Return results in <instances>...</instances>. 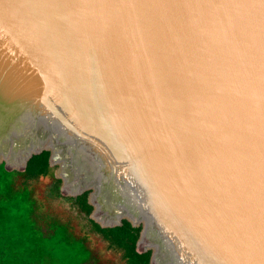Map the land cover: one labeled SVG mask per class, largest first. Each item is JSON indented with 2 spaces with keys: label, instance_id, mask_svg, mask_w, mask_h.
<instances>
[{
  "label": "water",
  "instance_id": "95a60500",
  "mask_svg": "<svg viewBox=\"0 0 264 264\" xmlns=\"http://www.w3.org/2000/svg\"><path fill=\"white\" fill-rule=\"evenodd\" d=\"M43 149L151 264H264V0H0V163Z\"/></svg>",
  "mask_w": 264,
  "mask_h": 264
},
{
  "label": "trees",
  "instance_id": "16d2710c",
  "mask_svg": "<svg viewBox=\"0 0 264 264\" xmlns=\"http://www.w3.org/2000/svg\"><path fill=\"white\" fill-rule=\"evenodd\" d=\"M49 157L46 149L34 153L23 171H9L0 163V264H97L90 260L93 254L86 244L90 235L99 237L107 251L118 253L121 264H151L152 250L137 249L142 225L133 226L123 219L120 225L101 226L90 217V190L63 196L62 179L55 175L57 165L51 164ZM50 172V196L67 200L81 222L82 234H75L70 223L39 212L31 185Z\"/></svg>",
  "mask_w": 264,
  "mask_h": 264
},
{
  "label": "rangeland",
  "instance_id": "374dc122",
  "mask_svg": "<svg viewBox=\"0 0 264 264\" xmlns=\"http://www.w3.org/2000/svg\"><path fill=\"white\" fill-rule=\"evenodd\" d=\"M52 177V172H50L47 178H40L31 185L32 195L37 201L39 212H41L42 216L50 215L52 220L55 219L61 223H70L71 229L75 234H82V230L80 229L81 222L79 218H77L76 212L69 208V203L63 197L65 195L63 194V196L59 198L50 196L49 188ZM39 223L43 225L44 228L46 227V223ZM86 244L92 250L93 256L90 259L91 261L97 264H121L119 254L107 251L105 247L106 244L99 237L90 235Z\"/></svg>",
  "mask_w": 264,
  "mask_h": 264
}]
</instances>
